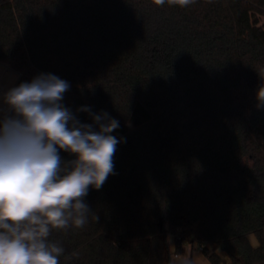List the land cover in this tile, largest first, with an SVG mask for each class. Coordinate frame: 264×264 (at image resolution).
I'll return each mask as SVG.
<instances>
[{"label": "trees", "instance_id": "16d2710c", "mask_svg": "<svg viewBox=\"0 0 264 264\" xmlns=\"http://www.w3.org/2000/svg\"><path fill=\"white\" fill-rule=\"evenodd\" d=\"M263 18L264 0H0L15 86L53 74L81 123V107L119 121L86 225L48 237L59 264H171L168 237L173 255L264 264Z\"/></svg>", "mask_w": 264, "mask_h": 264}, {"label": "clouds", "instance_id": "9594fccd", "mask_svg": "<svg viewBox=\"0 0 264 264\" xmlns=\"http://www.w3.org/2000/svg\"><path fill=\"white\" fill-rule=\"evenodd\" d=\"M181 7L195 0H154ZM67 81L40 74L3 94L0 109V264H59L63 248L53 229L83 228L92 212L89 187L100 189L113 173L119 121L107 112L81 123L62 103ZM60 150L75 155L63 161ZM98 220V216L95 217ZM188 264V261H185Z\"/></svg>", "mask_w": 264, "mask_h": 264}, {"label": "rangeland", "instance_id": "374dc122", "mask_svg": "<svg viewBox=\"0 0 264 264\" xmlns=\"http://www.w3.org/2000/svg\"><path fill=\"white\" fill-rule=\"evenodd\" d=\"M264 21V18L262 19ZM0 73L2 74L1 84L5 86V91L3 94L11 87H14L18 76L13 72L7 64L0 63ZM3 99L0 97V109H2ZM249 241L252 246L257 245L256 238L253 235L249 236ZM169 245V251L171 252V260L173 262H180V264H185V261H188V264H210L207 259H205L199 250L195 249L191 251V247L188 243L183 244L181 253L179 255H173L174 244L171 237L167 238ZM225 262L227 263L226 257H224Z\"/></svg>", "mask_w": 264, "mask_h": 264}, {"label": "built area", "instance_id": "2783aa9c", "mask_svg": "<svg viewBox=\"0 0 264 264\" xmlns=\"http://www.w3.org/2000/svg\"><path fill=\"white\" fill-rule=\"evenodd\" d=\"M1 78H2V74L0 73V97L3 99V92L5 91V86L1 84ZM5 108H6V105L2 104V109H5Z\"/></svg>", "mask_w": 264, "mask_h": 264}, {"label": "crops", "instance_id": "0c3cea01", "mask_svg": "<svg viewBox=\"0 0 264 264\" xmlns=\"http://www.w3.org/2000/svg\"><path fill=\"white\" fill-rule=\"evenodd\" d=\"M171 264H180V262H173V261L171 260Z\"/></svg>", "mask_w": 264, "mask_h": 264}, {"label": "snow or ice", "instance_id": "6c2138e0", "mask_svg": "<svg viewBox=\"0 0 264 264\" xmlns=\"http://www.w3.org/2000/svg\"><path fill=\"white\" fill-rule=\"evenodd\" d=\"M261 95L264 96V93H262Z\"/></svg>", "mask_w": 264, "mask_h": 264}]
</instances>
